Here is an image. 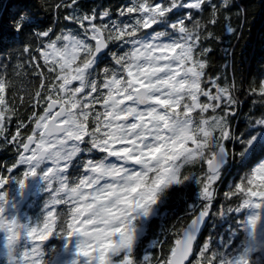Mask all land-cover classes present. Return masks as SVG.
Masks as SVG:
<instances>
[{"label": "snow or ice", "instance_id": "6c2138e0", "mask_svg": "<svg viewBox=\"0 0 264 264\" xmlns=\"http://www.w3.org/2000/svg\"><path fill=\"white\" fill-rule=\"evenodd\" d=\"M209 6L208 25H214L220 6L230 11L234 5L137 0L120 10L127 19L117 22L108 11L98 19L95 11L79 13V0H59L51 7L65 9L64 19L79 26L59 35L27 8L11 14L13 36L31 37L21 51L34 63L38 83L30 96L31 134H22L27 125L21 121L16 134L4 138L18 159L8 176H0V264H150L147 253L134 260V248L169 189L194 182L203 203L198 212L190 205L195 219L176 241L173 259L163 262L183 264L212 215L213 185L237 161V182L224 195L240 201L227 213L237 217L243 241L229 251L239 239L229 225L227 239L219 241L224 251L204 243L200 256L206 264H264V114L252 120L250 131L235 134V85L206 75L212 49L203 44L213 33L191 12L172 18L177 8L203 12ZM105 54L111 66L97 71ZM8 88L0 78V132L16 114ZM188 164H199L202 176L182 174ZM19 166L24 170L13 174ZM33 181L47 197L38 214H20L9 188L26 194ZM50 238L59 247H49Z\"/></svg>", "mask_w": 264, "mask_h": 264}, {"label": "trees", "instance_id": "16d2710c", "mask_svg": "<svg viewBox=\"0 0 264 264\" xmlns=\"http://www.w3.org/2000/svg\"><path fill=\"white\" fill-rule=\"evenodd\" d=\"M57 2L59 0H0V78L8 81L10 98L17 100L10 102L15 110L24 109L21 96L24 99V90L28 85L25 72L34 63H29V57L21 51L23 41L27 42L31 37L13 36L10 31L11 14L17 12L19 8H27L36 15L42 27L51 26L56 35L61 34L62 30L77 31L78 25L75 26L64 19L67 14L65 9L57 11L51 7ZM136 2L137 0H79L80 7L77 11L81 14H91L95 11L98 19L100 14L108 11V19L119 22L127 19V17L119 16L120 10ZM186 2L190 3L193 0H177V3ZM211 3L220 5L221 0H211ZM233 5L230 11H225L220 6L216 12L217 22L214 25H208V20L213 14L210 6L203 12L177 8L174 9L175 15L172 18L178 19L191 12L201 25H208V31L213 33L214 38L206 40L203 44V47L212 49L205 56L208 61L206 75L207 77L219 76L222 80L226 79L228 83L235 85L233 97L237 103L233 105V109L236 115L230 119V125L236 135H241L251 130L252 120L264 114V91H262L264 90V0H233ZM187 23L189 27L192 26L191 22ZM229 26L235 30L231 34L227 32ZM204 35L206 36L207 33ZM39 44L40 41L37 40L33 48ZM34 54L37 58L40 57L38 52ZM100 70L101 67H98L97 71ZM21 121L23 119L10 118L7 126L0 132V161L6 159L12 147L11 143L4 142L5 136L10 139L13 135V124L19 125ZM228 148L231 151L230 144ZM236 164V167L222 173L221 180L213 185L215 199L212 215L195 243L193 258L188 264H206V258L200 256V251L207 240L211 250L224 251L218 242L221 237L227 239L229 225L237 231L239 237L234 239V246L229 251L235 252L243 241V230L236 229L237 217L227 213L229 206L235 207L240 201L235 197L229 200L224 195L229 190V186L237 182L238 161ZM181 171L184 175L195 173L197 176H202L203 174L199 164L185 165ZM200 187L194 182H188L169 189L168 199L161 206L160 214L149 221L143 237L134 248V260L141 261L147 253L150 264H158V262L163 264L164 261H169L182 230L197 214L203 203L197 199ZM193 204L197 205V212L191 210L190 205ZM221 210L225 212L223 217L219 214ZM154 240H160L162 243L149 247ZM45 243L49 247H59L60 241L50 238Z\"/></svg>", "mask_w": 264, "mask_h": 264}, {"label": "flooded vegetation", "instance_id": "af4514ba", "mask_svg": "<svg viewBox=\"0 0 264 264\" xmlns=\"http://www.w3.org/2000/svg\"><path fill=\"white\" fill-rule=\"evenodd\" d=\"M38 62L40 63V65L43 67L44 65V61L43 59H41L40 57L38 58ZM111 59L110 57L105 54L103 57V62H98V67L104 68V67H109L111 65ZM97 67V68H98ZM36 71V68L34 67V65H31L30 67H28L27 71L25 72V77L28 79V85L27 87H25L24 90V99L21 96V103L23 100V105H24V109H16L15 110V115L9 116V119H13V118H20L23 119L24 123L27 125L26 129H21V132L23 135H30L31 134V130L34 127V123H30L28 120V117L31 116V109H32V104L30 102V96L31 94L34 92L35 90V86L38 83V79L37 77L34 75ZM46 71V69H45ZM50 76L53 74H49ZM13 89V88H11ZM6 97L9 99V101L11 102H16L17 100L14 98H10L11 94L7 91L5 93ZM20 110V113H19ZM23 110V111H22ZM39 111V110H38ZM13 135L16 134L17 132V127L18 124H13ZM12 145V144H11ZM18 159V153H17V148L12 145L11 150L7 153V157L6 159L0 161V176H8L9 173L7 171L8 168H11L12 165L17 161ZM24 170L23 166H19L18 170H14L15 175H19L22 171ZM9 195L11 196V198L13 200H15L16 202L13 204V208L16 209L20 214H23L25 211H31L30 214L31 215H36L39 212V207L42 206L43 204V200L46 199L47 194H39V184L36 183L35 181H33V183L30 186L29 189V197L26 201V203L24 204V206L22 207V209H18L19 206V202L21 201L22 197H23V193H21V191L15 187V186H10L9 188Z\"/></svg>", "mask_w": 264, "mask_h": 264}, {"label": "water", "instance_id": "95a60500", "mask_svg": "<svg viewBox=\"0 0 264 264\" xmlns=\"http://www.w3.org/2000/svg\"><path fill=\"white\" fill-rule=\"evenodd\" d=\"M29 189H30V186L27 188V193H26V194H23V197H22L21 201L19 202V206H18V209H19V210L22 209V207L24 206V204L26 203V201H27V199H28V197H29ZM195 216H196V215H195ZM195 216L190 220V222H189V223L185 226V228L182 230V232H181V236H180L179 239H181V238L183 237V233H184V232L188 229V227L191 225V222H192L193 219H195ZM208 220H209V217H207L206 220H205V222L202 223V225H201V229H200V231L197 233V238L201 235V233H202V231L204 230V228H205V226H206ZM196 240H197V239H196ZM196 240L193 242L192 251L189 253V256H188L187 259L183 262V264H188V263L191 261V258H192V256H193V249H194V245H195ZM176 247H177V245L175 244L174 248H176ZM172 259H173V256H172V254H171L169 261L172 260Z\"/></svg>", "mask_w": 264, "mask_h": 264}, {"label": "rangeland", "instance_id": "374dc122", "mask_svg": "<svg viewBox=\"0 0 264 264\" xmlns=\"http://www.w3.org/2000/svg\"><path fill=\"white\" fill-rule=\"evenodd\" d=\"M30 212H31V211L28 210V211H25L23 214H24V215H31ZM206 243H208V240H207ZM218 244H219V242H218ZM219 245H220V244H219ZM0 251H2V245H0ZM198 264H199V263H198Z\"/></svg>", "mask_w": 264, "mask_h": 264}, {"label": "bare ground", "instance_id": "6f19581e", "mask_svg": "<svg viewBox=\"0 0 264 264\" xmlns=\"http://www.w3.org/2000/svg\"><path fill=\"white\" fill-rule=\"evenodd\" d=\"M75 25V24H74ZM76 26V25H75ZM72 28V27H71ZM73 29V28H72Z\"/></svg>", "mask_w": 264, "mask_h": 264}]
</instances>
